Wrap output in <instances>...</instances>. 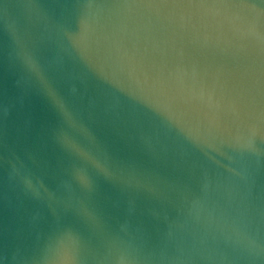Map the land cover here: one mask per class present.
I'll use <instances>...</instances> for the list:
<instances>
[{
    "label": "water",
    "instance_id": "1",
    "mask_svg": "<svg viewBox=\"0 0 264 264\" xmlns=\"http://www.w3.org/2000/svg\"><path fill=\"white\" fill-rule=\"evenodd\" d=\"M0 264H264V0H0Z\"/></svg>",
    "mask_w": 264,
    "mask_h": 264
}]
</instances>
